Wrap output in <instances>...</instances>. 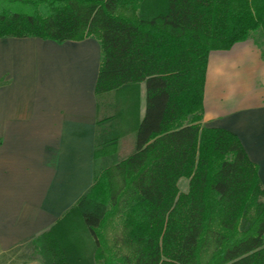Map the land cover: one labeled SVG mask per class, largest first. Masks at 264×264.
Here are the masks:
<instances>
[{"label":"trees","instance_id":"16d2710c","mask_svg":"<svg viewBox=\"0 0 264 264\" xmlns=\"http://www.w3.org/2000/svg\"><path fill=\"white\" fill-rule=\"evenodd\" d=\"M256 32L264 0H0V38L99 42L97 98L145 86L133 151L108 155L116 138L97 134L91 188L31 239L43 264H264L258 166L234 133L201 124L209 53ZM69 217L88 258L64 237Z\"/></svg>","mask_w":264,"mask_h":264},{"label":"crops","instance_id":"0c3cea01","mask_svg":"<svg viewBox=\"0 0 264 264\" xmlns=\"http://www.w3.org/2000/svg\"><path fill=\"white\" fill-rule=\"evenodd\" d=\"M263 50L256 32L209 53L201 124L234 133L264 187ZM100 61L91 37L0 38V257L50 229L89 191L97 134L120 135V146L126 141L133 151L144 83L137 99L111 113L110 93L103 103L95 95ZM16 264L43 262L35 256Z\"/></svg>","mask_w":264,"mask_h":264},{"label":"rangeland","instance_id":"374dc122","mask_svg":"<svg viewBox=\"0 0 264 264\" xmlns=\"http://www.w3.org/2000/svg\"><path fill=\"white\" fill-rule=\"evenodd\" d=\"M108 93L102 94L99 96V102L103 103L104 96H107ZM120 94V95H119ZM109 95L108 102L110 103V110L111 113H113V110L116 107H126L128 106L135 97V90L133 88H125L122 90H119L117 92H112ZM105 101V100H104ZM105 103V102H104ZM109 110V111H110ZM106 112L101 113V119L104 117ZM108 114V112H107ZM120 134V133H119ZM117 137V133L114 134ZM127 133H124L125 138ZM119 138L120 135L116 138V144L115 147L110 148L107 150V153L109 155V152L115 153L118 159H121L125 156H127L129 151L126 150L125 143L123 148L119 144ZM131 153V152H130ZM188 181L187 179H180L178 182V188L181 192H185L187 190ZM64 237L67 241H70L79 251L80 253L88 258L91 255L92 252V241L91 238L87 232V230L81 225V223L76 220L75 218L69 217L64 222V231H63ZM32 256H36L35 250L33 249V246L30 243H26L24 245L18 246L14 248L13 250L9 251L7 254L0 257V264H16L19 262H22Z\"/></svg>","mask_w":264,"mask_h":264}]
</instances>
